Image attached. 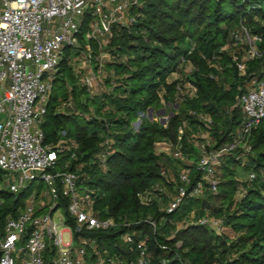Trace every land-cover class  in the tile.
I'll use <instances>...</instances> for the list:
<instances>
[{
  "label": "trees",
  "instance_id": "1",
  "mask_svg": "<svg viewBox=\"0 0 264 264\" xmlns=\"http://www.w3.org/2000/svg\"><path fill=\"white\" fill-rule=\"evenodd\" d=\"M129 15L134 21L114 27L106 48L115 56L106 66L112 74L106 80L108 89L92 95L78 82L71 62L80 46L67 47L40 123L45 143L56 144L63 137L77 142L75 150L60 153L57 168L78 172L81 182L95 191L94 209L99 216L116 220V227L90 235L110 255L134 259L138 255L136 245L131 251L122 239L130 230L136 243L147 239L151 264H161L163 256L175 253L193 264H264V121L249 135L253 151L245 163L234 156L225 160L216 193L205 191L199 197H188L170 213L159 205L158 196L163 194L148 205L139 196L147 191L158 194L155 189L160 185L173 184L164 181L162 163L165 165L166 159V166L174 163L167 155L155 152L157 142L165 140L190 157L195 151L194 141L204 129L215 139V148L232 141L244 118L242 111L233 107L237 96L255 87L251 82L259 81L264 74V0H139L129 9ZM90 21L91 15L84 16L80 45L85 46ZM242 26L250 35L261 37L258 47L263 52L246 61L244 73L230 51ZM90 43L97 48L95 41ZM192 45L195 48L189 54ZM227 45L230 48L222 50ZM182 56L194 65L185 80L196 87V92L186 93L178 101L185 80L168 78L180 69ZM70 99L72 106L62 109ZM164 102L178 103L176 113L164 124L149 119L147 110ZM197 113L210 115L213 125L207 128ZM139 119L138 128H134ZM180 127H184L181 140ZM104 153L102 164L99 159ZM234 165L256 174L253 181L244 183L247 191L242 198L237 196L240 180ZM202 175V171L194 170L192 184ZM170 189L174 191L175 187ZM30 191L31 186L20 194H8L6 211L24 205ZM67 203L62 199L65 210ZM190 214L197 219L206 215L223 218L234 238L212 225L186 224ZM148 218L157 221L156 230L146 221ZM70 222L74 225L73 220Z\"/></svg>",
  "mask_w": 264,
  "mask_h": 264
},
{
  "label": "built area",
  "instance_id": "2",
  "mask_svg": "<svg viewBox=\"0 0 264 264\" xmlns=\"http://www.w3.org/2000/svg\"><path fill=\"white\" fill-rule=\"evenodd\" d=\"M138 4L139 0H0V264H151L147 239L136 243L135 233L130 230L122 235V239L132 247L131 251L136 245L138 255L134 259L110 255L97 238L90 235L116 227V220L99 216L94 209L95 191L81 182L82 176L78 172L57 168L60 153L75 150L77 142L63 137L56 144H47L40 128L65 49L80 46L79 33L84 16L91 15L84 49L89 53L86 58L91 63V74L83 76L81 82L92 91L97 78L107 74L105 63L115 59L109 52H103L113 37V28L132 23L134 17L129 15V9ZM261 40L259 36L250 35L244 26L235 33V44L247 42L242 59L238 60L234 55L242 73L247 60L263 54L258 47ZM91 41L96 42L101 52L96 55L98 63L95 67L92 65ZM227 46L222 50H228ZM194 48L192 45L188 53ZM186 63V56H182L180 66ZM172 74L177 76L178 71ZM195 92L196 87L185 80L177 99L182 101L186 93L194 95ZM233 107H238L244 118L232 141L218 148L214 147L213 137L207 141H213L214 145L202 143V154L194 170L202 171L203 175L192 184L194 170L186 169L175 181H169L175 187V194L165 208L168 213L180 207L188 197H199L205 191L216 193L223 160L234 156L245 163L252 153L249 135L264 121V74L255 87L237 96ZM196 115L207 128L213 125L210 115ZM184 127L179 130L180 140ZM62 134L66 135V132ZM108 142L106 140L105 144ZM182 154L179 149L173 151L176 158ZM99 161L104 164L105 153ZM255 177L254 172H249L246 178L251 182ZM37 181L46 184L45 192L31 190L24 205L6 211L8 194H20ZM155 190L158 194L155 191L140 193L142 203L148 205L155 196L167 192L162 187ZM246 191L240 183L238 198L244 197ZM62 199L68 200L66 210L61 205ZM69 220H73L74 225ZM146 221L156 230V220L148 218ZM186 224L212 225L219 231L224 230L223 218L211 215L198 219L192 215ZM65 232L69 233L67 240L64 239ZM176 245L180 247L181 242ZM160 248L168 253L166 246ZM175 261L193 264L177 253L160 259L161 264Z\"/></svg>",
  "mask_w": 264,
  "mask_h": 264
},
{
  "label": "rangeland",
  "instance_id": "3",
  "mask_svg": "<svg viewBox=\"0 0 264 264\" xmlns=\"http://www.w3.org/2000/svg\"><path fill=\"white\" fill-rule=\"evenodd\" d=\"M247 42L244 43H237L235 44V46L233 48H231V53L234 54L235 56H244L246 53V44ZM228 48H230V46H227ZM85 46L80 45V48H78V55L74 56L72 58V66H73V73L74 75L77 77L78 82L82 85L81 82V78H83V76L89 75L91 74V63L87 60L86 58V51L84 50ZM92 65L93 67H95L97 60H96V55L101 54L100 50L98 48H92ZM103 52H106V49L104 48ZM107 66V63H105ZM106 73L107 74H102L101 77L97 78V83L96 86L94 88V90H89V92L92 95L95 94H99L101 91L107 90L108 86H107V78L110 77L112 74L111 72H109L107 69V67L105 68ZM194 65L192 63H186L184 66H180V69H178V75L176 76V74H171L168 78L169 81H173L175 79H179V80H185L187 79V77L193 72L194 70ZM96 71V70H95ZM97 73V72H95ZM259 81L254 79L251 82V85L256 86L257 83ZM71 89V88H70ZM165 103V102H164ZM73 104V100H69L67 103H65L62 107V109H66L67 107H71ZM178 108V103H173L171 105L165 103L163 104L161 107H156L155 108H149L146 112V115L149 119L153 120V121H158L159 123L164 124L169 117H171V115L173 113H176V109ZM89 114V113H88ZM88 116V115H87ZM141 121L140 119L137 120V122H135L134 124V128H138L139 126V122ZM199 138H196V140L194 141V147H195V151L194 153L191 154V156H187L182 154V157L180 158H176L173 156V151L175 150L173 146L170 145L169 142L167 141H159L156 143L155 145V152L157 154H164L167 155L168 157L171 158L172 161H170L171 163H174L173 165L171 164L170 166H166V164H169V160H165V165L162 163V175L164 177V181H175L177 179L176 174H179L181 171L186 170V169H191L194 170L197 165H198V161L199 158L201 157L202 154V150H201V145L202 143L204 144H208V145H214L213 141H207L210 140L211 133L209 132L208 129H204V131H202L199 135ZM249 157V156H247ZM227 159V158H226ZM223 160V164L225 162V160ZM248 159V158H247ZM178 161H182V163H177ZM176 162V163H175ZM220 165V169H221V174H219L220 178L222 179V175H223V166L224 165ZM236 165H234V169H236V175L238 176L237 178L240 180V183L242 185H244V183L247 181V174L248 171L245 170L242 165L235 167ZM176 171H178L176 173ZM39 181L35 182L34 184L31 185V190L34 192H45L47 190V186L46 184H43L42 186L39 185ZM171 186H174L173 184H168L166 185L165 183L163 185H160L159 187L164 188L167 192L162 196V199L159 200V205L160 207H162L163 209L166 208L168 201L171 199V196L175 194V190H171ZM164 197L168 198V200L166 201L165 199H163ZM194 214V213H193ZM193 214L189 215V218L186 219H190V216H192ZM224 232L225 234L229 235L230 238H234V232L232 231V229L226 225H224ZM69 237V233L65 232L64 233V239L67 240ZM124 243V241H123ZM229 257V256H228Z\"/></svg>",
  "mask_w": 264,
  "mask_h": 264
},
{
  "label": "water",
  "instance_id": "4",
  "mask_svg": "<svg viewBox=\"0 0 264 264\" xmlns=\"http://www.w3.org/2000/svg\"><path fill=\"white\" fill-rule=\"evenodd\" d=\"M140 123V121H138ZM0 255H1V251H0Z\"/></svg>",
  "mask_w": 264,
  "mask_h": 264
}]
</instances>
